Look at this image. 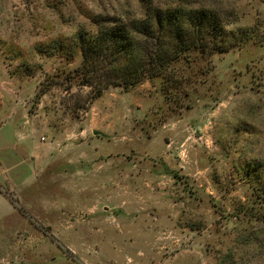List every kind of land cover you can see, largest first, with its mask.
I'll use <instances>...</instances> for the list:
<instances>
[{
  "label": "rangeland",
  "instance_id": "obj_1",
  "mask_svg": "<svg viewBox=\"0 0 264 264\" xmlns=\"http://www.w3.org/2000/svg\"><path fill=\"white\" fill-rule=\"evenodd\" d=\"M207 4L245 40L181 60L182 93L155 78L88 103L74 36L146 0H0L14 92L58 141L27 182L0 178V264H264V0Z\"/></svg>",
  "mask_w": 264,
  "mask_h": 264
},
{
  "label": "trees",
  "instance_id": "obj_2",
  "mask_svg": "<svg viewBox=\"0 0 264 264\" xmlns=\"http://www.w3.org/2000/svg\"><path fill=\"white\" fill-rule=\"evenodd\" d=\"M207 1L146 0L142 17L95 19L96 31L81 30L74 36L82 59L69 79L90 88L88 103L109 86L128 90L155 78L165 99L174 98L188 82L177 67L181 60L190 61L192 54L207 60L245 40L244 30L224 29V21Z\"/></svg>",
  "mask_w": 264,
  "mask_h": 264
},
{
  "label": "crops",
  "instance_id": "obj_3",
  "mask_svg": "<svg viewBox=\"0 0 264 264\" xmlns=\"http://www.w3.org/2000/svg\"><path fill=\"white\" fill-rule=\"evenodd\" d=\"M18 82L7 71L0 57V178L8 176L12 182L23 184L35 176L36 169L52 158L58 141L57 136L51 141L45 140V133L53 134V128L45 126V115L29 113L21 94L14 92ZM91 132L94 130L91 129ZM24 162L31 165L27 171L21 167Z\"/></svg>",
  "mask_w": 264,
  "mask_h": 264
},
{
  "label": "water",
  "instance_id": "obj_4",
  "mask_svg": "<svg viewBox=\"0 0 264 264\" xmlns=\"http://www.w3.org/2000/svg\"><path fill=\"white\" fill-rule=\"evenodd\" d=\"M94 135H101V133L97 132V131H94L93 132Z\"/></svg>",
  "mask_w": 264,
  "mask_h": 264
}]
</instances>
